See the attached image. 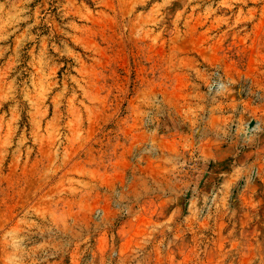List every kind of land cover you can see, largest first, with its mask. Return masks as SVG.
Masks as SVG:
<instances>
[{
	"label": "rangeland",
	"instance_id": "1",
	"mask_svg": "<svg viewBox=\"0 0 264 264\" xmlns=\"http://www.w3.org/2000/svg\"><path fill=\"white\" fill-rule=\"evenodd\" d=\"M0 264H264V0H0Z\"/></svg>",
	"mask_w": 264,
	"mask_h": 264
},
{
	"label": "bare ground",
	"instance_id": "2",
	"mask_svg": "<svg viewBox=\"0 0 264 264\" xmlns=\"http://www.w3.org/2000/svg\"><path fill=\"white\" fill-rule=\"evenodd\" d=\"M252 131V130H251ZM248 133V132H247ZM251 135V134H250Z\"/></svg>",
	"mask_w": 264,
	"mask_h": 264
}]
</instances>
